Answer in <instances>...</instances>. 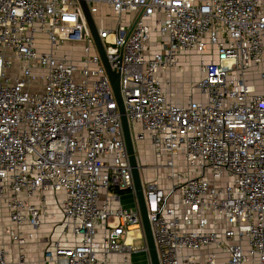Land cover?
<instances>
[{
	"label": "built area",
	"instance_id": "built-area-1",
	"mask_svg": "<svg viewBox=\"0 0 264 264\" xmlns=\"http://www.w3.org/2000/svg\"><path fill=\"white\" fill-rule=\"evenodd\" d=\"M84 1L92 17L107 11L93 21L120 75L136 153L146 141L170 171L168 186L146 179L151 167L137 153L160 264H264V0ZM77 45L78 57L62 51ZM194 53L206 56L201 77L186 102H172L159 75ZM177 155L187 174L175 172ZM118 190L135 195L117 103L79 0H0V264H11V247L15 264L28 263L49 205L62 232L39 264L148 255L139 209L120 205Z\"/></svg>",
	"mask_w": 264,
	"mask_h": 264
},
{
	"label": "rangeland",
	"instance_id": "rangeland-1",
	"mask_svg": "<svg viewBox=\"0 0 264 264\" xmlns=\"http://www.w3.org/2000/svg\"><path fill=\"white\" fill-rule=\"evenodd\" d=\"M106 10H101L98 14L94 15L93 18L97 23V26H99V23H101V19L104 17ZM107 22V19L105 21L109 23V25H114L113 16L112 19ZM126 19V17L124 18ZM107 23L103 22L102 24L104 26H107ZM99 28V27H98ZM155 40V37L153 36L151 38V41L153 42ZM37 47L40 51H49L50 47L45 41V39H42V37H39V40L37 41ZM77 52L71 53L70 47H66L62 49L63 52H66L70 55H74L78 57L80 55V49L77 45ZM75 52L76 50H72ZM205 59V55H198V54H190L186 60L188 62L187 67L188 70H184L183 68L179 70V68L174 69L176 72L175 83L172 85H169L170 90H168L169 94L174 98L176 102H180L183 99L186 98L188 93L190 92L192 86L194 85V81H196V77L200 74L199 72V61L201 59ZM249 80L254 83L258 89L263 88L262 83L258 81L256 76H250ZM137 153H139V156L141 158L142 163L144 164V167H155V168H145L144 175L147 173L148 179H156L157 177L164 183L165 186L169 185L168 180L166 177L169 174V170H166L160 165H163V160L160 159L155 160V157L152 155L148 147L143 146L144 144L138 143L137 144ZM158 166H157V165ZM174 169L177 174H187L188 170L186 167V161L183 156L177 155L174 158ZM151 172V175L148 176V173ZM189 175H194L192 172H189ZM146 178V179H147ZM129 190L120 191V195L125 199L126 195L129 194ZM4 215L0 212V222L4 220ZM62 219L61 215L59 214L58 208L54 205H49L47 210L44 213V221L42 223L41 228L37 231V234L35 236V239L33 241V246H46V244L51 241L52 239H57L61 237L62 232ZM136 245L138 243H135ZM132 264H147L146 260V253L145 252H134L133 257L131 260Z\"/></svg>",
	"mask_w": 264,
	"mask_h": 264
},
{
	"label": "water",
	"instance_id": "water-1",
	"mask_svg": "<svg viewBox=\"0 0 264 264\" xmlns=\"http://www.w3.org/2000/svg\"><path fill=\"white\" fill-rule=\"evenodd\" d=\"M79 4L82 8L86 23L89 27V30L91 32V35L94 41V44L99 53V56L104 66L106 75L111 84L114 99L117 103V109L120 115V120H121V125H122L124 143L126 146V150H127L128 157H129V163H130L131 171H132V177H133V182H134V187H135V198H136L137 206H138L141 219H142L145 242L148 247L149 263L150 264H160L157 251H156V246L154 242L151 224H150L149 217H148L146 203L144 199L141 173H140L139 164L137 162L136 148H135V144L133 142L132 136H131L129 123L125 115L124 104H123V100H122L121 93H120V86H119L120 75L118 72L112 70L108 64L102 42L98 36L97 28L94 24L93 17L88 9L86 2L84 0H79Z\"/></svg>",
	"mask_w": 264,
	"mask_h": 264
},
{
	"label": "crops",
	"instance_id": "crops-1",
	"mask_svg": "<svg viewBox=\"0 0 264 264\" xmlns=\"http://www.w3.org/2000/svg\"><path fill=\"white\" fill-rule=\"evenodd\" d=\"M125 17H126L125 23L127 25L128 21L131 19L132 16L131 15H127ZM187 58H188V56L186 54H181L180 57L178 58V66L181 69L183 68L184 70H188V67H187L188 62H186ZM174 72H176V71L175 70H170V71L166 72L165 74L159 75L160 80L162 82L169 80L170 84L173 85L175 83V81H176V77L177 78L179 77V76H176V74ZM200 77H201V72L198 75V77H196V81L199 80ZM167 88H168V90H170L171 87L169 88V86H168ZM172 96L169 94L170 100L172 102H175V103H184V102L187 101V98H188L187 97L188 95H187L186 98L183 99L182 101L176 102ZM194 97H198V95L195 94ZM142 144H144L143 146L148 147V143L146 141L143 142ZM151 169H152V167H151ZM149 175H151V172L148 173V176ZM145 178H147V173L145 175ZM148 180H152V179H148ZM119 197L120 198H119V202L118 203L120 205L125 206L127 208H132V209L138 208L135 195L132 192L127 194L125 199H123V197L120 194H119ZM36 234H37V232L35 233V236H36ZM34 239H35V237L30 241L29 246H26V248H25V252H26V256H27V262H28L27 264H39L40 256H41V253H42V249L44 247V246H33ZM205 251L217 253L216 256H217L218 261L221 262V263L224 262L225 256H223L221 253H219L215 248L210 247V248L206 249ZM17 253H18V250H17L16 247H11L10 248L9 262L11 264H15V262H16V254ZM132 257H133V255H132ZM132 257H131V260H132ZM146 260H147V264H150L147 254H146Z\"/></svg>",
	"mask_w": 264,
	"mask_h": 264
},
{
	"label": "trees",
	"instance_id": "trees-1",
	"mask_svg": "<svg viewBox=\"0 0 264 264\" xmlns=\"http://www.w3.org/2000/svg\"><path fill=\"white\" fill-rule=\"evenodd\" d=\"M120 191H124V190H118V194H120Z\"/></svg>",
	"mask_w": 264,
	"mask_h": 264
}]
</instances>
